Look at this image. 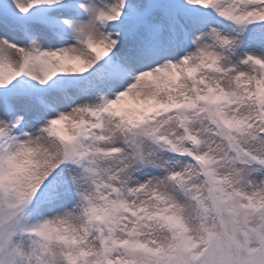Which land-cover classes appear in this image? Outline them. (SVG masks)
Returning <instances> with one entry per match:
<instances>
[{
  "label": "snow or ice",
  "instance_id": "1",
  "mask_svg": "<svg viewBox=\"0 0 264 264\" xmlns=\"http://www.w3.org/2000/svg\"><path fill=\"white\" fill-rule=\"evenodd\" d=\"M0 264H264V0H0Z\"/></svg>",
  "mask_w": 264,
  "mask_h": 264
}]
</instances>
